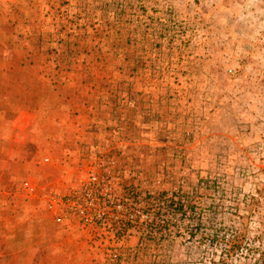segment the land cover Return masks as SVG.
Listing matches in <instances>:
<instances>
[{
	"label": "rangeland",
	"instance_id": "374dc122",
	"mask_svg": "<svg viewBox=\"0 0 264 264\" xmlns=\"http://www.w3.org/2000/svg\"><path fill=\"white\" fill-rule=\"evenodd\" d=\"M92 169L122 243L38 197ZM0 264H264V0H0Z\"/></svg>",
	"mask_w": 264,
	"mask_h": 264
},
{
	"label": "built area",
	"instance_id": "2783aa9c",
	"mask_svg": "<svg viewBox=\"0 0 264 264\" xmlns=\"http://www.w3.org/2000/svg\"><path fill=\"white\" fill-rule=\"evenodd\" d=\"M46 159L48 160V158ZM107 174L101 175L92 169L87 181L69 186L62 192L56 191L53 187L44 191L38 183V197L42 195L45 197L47 209L59 220L77 215L85 223L98 225L107 220L106 214L109 211L116 212L112 217L114 220L111 221L118 223L114 235L116 241L122 243L138 227L136 224L142 218L140 213L144 211L136 210L132 204L128 203L133 198L136 199L133 196L134 192L128 193L130 198L122 196L119 201L116 200L114 184L112 183L113 177L109 176V173ZM23 187L29 194L37 192V185L32 181H25ZM144 221L147 222V220ZM147 226L148 223H146Z\"/></svg>",
	"mask_w": 264,
	"mask_h": 264
},
{
	"label": "trees",
	"instance_id": "16d2710c",
	"mask_svg": "<svg viewBox=\"0 0 264 264\" xmlns=\"http://www.w3.org/2000/svg\"><path fill=\"white\" fill-rule=\"evenodd\" d=\"M170 202H171L172 204H175V210L172 209L171 212H174V211L179 212V211L182 210L184 207H193V206H194L193 203L190 202V201L185 202V203H182V205H180V206H179L180 201L175 202V201H173V200H170ZM168 205H170V203H168ZM186 210H188V209H186ZM152 229H153V228H152ZM241 237H242L241 234H239V235L236 236V239H235V241L231 244V248H230L229 250H234V249H235V246H236V245H239V243L241 242Z\"/></svg>",
	"mask_w": 264,
	"mask_h": 264
}]
</instances>
